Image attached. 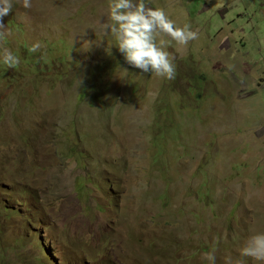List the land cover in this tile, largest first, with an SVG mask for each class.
I'll return each mask as SVG.
<instances>
[{"label": "rangeland", "instance_id": "rangeland-1", "mask_svg": "<svg viewBox=\"0 0 264 264\" xmlns=\"http://www.w3.org/2000/svg\"><path fill=\"white\" fill-rule=\"evenodd\" d=\"M12 2L0 264H224L264 233V0H145L198 32L157 37L171 80L126 63L108 0Z\"/></svg>", "mask_w": 264, "mask_h": 264}, {"label": "clouds", "instance_id": "clouds-1", "mask_svg": "<svg viewBox=\"0 0 264 264\" xmlns=\"http://www.w3.org/2000/svg\"><path fill=\"white\" fill-rule=\"evenodd\" d=\"M21 6L30 9L31 0H21ZM12 8V0H0V21L11 13ZM108 15L110 22L103 25L104 29L115 39L116 48L126 63L145 74L155 73L169 80L175 78L174 58L158 45V36L165 35L180 45L198 39V32L192 30L191 24L177 26L162 7H149L145 0H108ZM7 35L10 33L0 22V39ZM40 48L41 44L35 42L29 50L36 52ZM0 59L9 67L20 63L19 57L7 48L0 50ZM237 251L239 256H226L224 264H244V258L264 264V233L250 234ZM201 258L209 264H216L214 250L203 253Z\"/></svg>", "mask_w": 264, "mask_h": 264}]
</instances>
